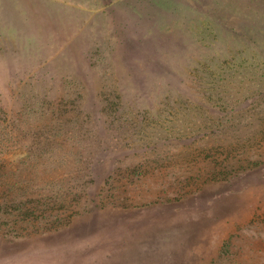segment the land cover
Listing matches in <instances>:
<instances>
[{"label": "rangeland", "instance_id": "1", "mask_svg": "<svg viewBox=\"0 0 264 264\" xmlns=\"http://www.w3.org/2000/svg\"><path fill=\"white\" fill-rule=\"evenodd\" d=\"M0 264H264V0H0Z\"/></svg>", "mask_w": 264, "mask_h": 264}, {"label": "trees", "instance_id": "2", "mask_svg": "<svg viewBox=\"0 0 264 264\" xmlns=\"http://www.w3.org/2000/svg\"><path fill=\"white\" fill-rule=\"evenodd\" d=\"M31 195H32L31 198L33 199V200H31L32 201V206H34L35 204H36V206H38V203L43 204L42 207H44V208L43 209H40V211L38 213V214H41L40 216H42V219L43 220L49 221V220H55L56 218H58L57 214L55 215V214L48 213V210L49 209L46 210V208H49L50 207L51 203H43L42 200H41L42 198L39 197L38 195H36V193L35 194H31ZM58 196H60V195H58ZM91 200H92V202H94L93 199H91ZM11 202L13 204L14 203L17 204L19 210H26V209L29 208L27 205H24L23 204V201L21 199H14ZM95 204H97V203H95ZM34 209H37V207H34ZM36 221H38V220H36Z\"/></svg>", "mask_w": 264, "mask_h": 264}]
</instances>
